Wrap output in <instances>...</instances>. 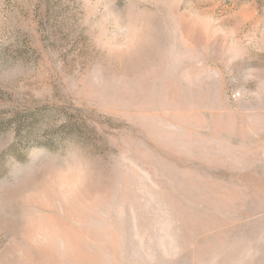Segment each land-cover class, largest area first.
Segmentation results:
<instances>
[{
  "label": "rangeland",
  "instance_id": "374dc122",
  "mask_svg": "<svg viewBox=\"0 0 264 264\" xmlns=\"http://www.w3.org/2000/svg\"><path fill=\"white\" fill-rule=\"evenodd\" d=\"M0 264H264V0H0Z\"/></svg>",
  "mask_w": 264,
  "mask_h": 264
},
{
  "label": "built area",
  "instance_id": "2783aa9c",
  "mask_svg": "<svg viewBox=\"0 0 264 264\" xmlns=\"http://www.w3.org/2000/svg\"><path fill=\"white\" fill-rule=\"evenodd\" d=\"M239 97V94H234L233 95V99L235 100V99H237Z\"/></svg>",
  "mask_w": 264,
  "mask_h": 264
}]
</instances>
